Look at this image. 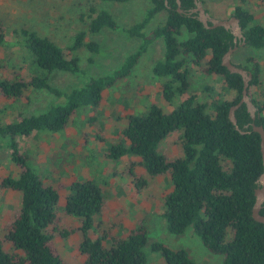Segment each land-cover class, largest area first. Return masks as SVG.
Wrapping results in <instances>:
<instances>
[{
  "label": "trees",
  "instance_id": "obj_1",
  "mask_svg": "<svg viewBox=\"0 0 264 264\" xmlns=\"http://www.w3.org/2000/svg\"><path fill=\"white\" fill-rule=\"evenodd\" d=\"M100 1L122 5L133 0ZM146 1L141 19L125 28L106 9L89 6L82 16L85 30L76 32L65 48L24 25L13 28L8 41L0 20V47L21 50L22 68L27 66L26 74L16 72L11 78H0V98L13 105L31 89L45 90L56 100L37 115L23 116L16 110L14 121L0 125V137L9 138L10 161L17 167L14 178L0 180V189L19 197L18 211L0 237V264H66L52 242L55 233L61 238L69 235L59 229L58 193L28 166L15 139H26L35 133L58 134L80 109L89 108L95 113L103 92L128 77L146 47L155 40L160 41L162 53L154 61L151 74L160 82L162 99L170 102L177 97L179 102L168 112L151 104L143 114L127 115L119 132L122 143L109 148L106 156L138 158V166L147 178L168 175L171 189L161 199V218L168 234L177 236L191 230L206 252L220 257V264H264V224L251 218L254 190L259 188L256 181L262 172L259 136L250 129L252 120L244 104L233 112L238 130L229 122L227 113L241 98L242 81L220 65L223 54L238 47L240 41L233 42L231 33L222 27L206 28L187 15L194 6L192 0H178L182 13L177 11L175 0ZM250 5V0H239L231 16L241 27L243 47L264 51V26L255 22ZM259 6L264 13V0L256 4ZM160 12H165L163 22L145 33L146 26ZM104 30L125 33L138 39L139 44L109 71L85 77L75 53L82 48L90 54L99 53L97 43L84 39L87 33ZM181 30L188 37L178 41ZM191 66L203 78L217 77L231 99L219 98L208 86H203L205 98L199 99L191 86ZM235 66L251 74L246 89L250 98L248 88L259 84L258 62L246 57L243 65ZM53 72L82 75L83 79L78 86L59 91L48 83ZM250 100L256 108L253 123L264 130V117L259 114L263 108ZM93 118L94 115L89 118L92 123ZM174 132L179 134L181 155L168 159L157 148ZM143 184L141 180L137 186ZM67 192L62 212L78 223L81 264H146L147 230L143 224L129 230L125 237H108L102 232L90 238L88 232L94 230V218L104 204L101 191L93 181L84 180L69 184ZM259 214L264 216V202ZM149 250L159 254L162 264H194L183 249L153 243Z\"/></svg>",
  "mask_w": 264,
  "mask_h": 264
},
{
  "label": "rangeland",
  "instance_id": "obj_2",
  "mask_svg": "<svg viewBox=\"0 0 264 264\" xmlns=\"http://www.w3.org/2000/svg\"><path fill=\"white\" fill-rule=\"evenodd\" d=\"M200 1L210 17L220 20L230 17L233 7L239 4V0ZM261 1L250 0V9L255 22L264 26L262 8L256 7ZM147 4L146 0H133L130 4L122 5L100 0H0V20L8 41H11L10 31L24 25L65 48L76 32L85 30L82 16L89 6L106 9L118 25L125 28L141 19ZM164 17L165 12H160L144 32L148 33L162 23ZM187 37L188 34L181 30L177 40L182 41ZM84 41L95 42L99 47L97 54H90L83 48L75 53L85 77L109 71L139 44L138 39L130 38L125 33L108 30L98 34L87 33ZM21 53L16 47H0V66H5L4 69L0 67V78H11L16 72L27 73V66L22 68L24 63L19 59ZM161 53L160 41L151 42L130 75L103 92L95 113L89 108L80 109L58 134L35 133L26 139H15L18 152L27 158L28 166L36 171L45 185L58 193L56 212L60 220L59 229L68 231L69 235L61 238L55 233L52 242L66 264H81L83 261L78 251L81 241V234L76 230L78 223L75 218L63 214L62 208L68 185L84 180L93 181L104 200L101 212L94 218V230L88 232L90 238L102 232L107 233L108 237H125L129 230L143 224L147 230L146 264H162L159 254L149 250L153 243H161L171 249H183L194 264H220V257L206 252L191 230L187 229L177 236L166 232L161 218V199L171 189L168 175L147 178L138 166V158L124 155L108 159L106 156L109 148L122 143L119 132L125 125L127 115L143 114L151 104L165 112L177 106V97L170 102L162 99L160 82L151 74V67ZM246 57H254L258 62L259 84L250 86L248 93L250 99L263 108L259 114L264 117V51H254L239 45L229 55L231 63L235 65H243ZM189 74L191 86L199 99L206 95L203 86L211 88L219 98L231 99V94L223 90L217 77L203 78L192 66L189 67ZM83 76L53 72L48 76V83L59 91H66L78 86ZM55 101L45 90L31 89H27L13 105H10L9 100L0 98V125L14 121L16 110L23 116L37 115ZM92 115L93 123L89 121ZM178 137V133L169 134L161 141L157 151L168 159L179 157ZM8 141L6 136L0 137V180L14 178L17 172V167L10 161ZM141 180L144 184L137 186ZM18 208V194L0 189V237Z\"/></svg>",
  "mask_w": 264,
  "mask_h": 264
},
{
  "label": "water",
  "instance_id": "obj_3",
  "mask_svg": "<svg viewBox=\"0 0 264 264\" xmlns=\"http://www.w3.org/2000/svg\"><path fill=\"white\" fill-rule=\"evenodd\" d=\"M177 4V8L179 7V1L175 0ZM194 8L190 10L191 13H196V19L203 24L206 28H215V27H222L225 30H228L231 35L233 36V41L235 42L236 39L240 40V45L244 44V39L242 35L241 27L239 26L238 20L230 16L227 19H215L210 17L207 12L204 11L202 8V4L200 0H193ZM179 13H182V10L179 8L177 9ZM207 23L209 26H207ZM235 49V47L228 49L220 60V65L226 68V70L230 74H236L239 75L242 81V89H241V98L237 102V104L231 106L227 113V118L229 122L233 125L235 130H238L236 126V121L233 116V112L241 105L244 104L247 113L249 114L252 122L250 123V129L252 132L258 134L259 136V146H260V154H261V161H262V172L259 175L256 183L259 185V188H256L254 190V203L251 208V218L258 223L264 224V216L259 214V210L261 208V204L264 202V130L261 125H255L253 123V120L255 119V111L256 108L252 104L250 98L248 97L246 93V89L248 87V83L251 80V74L240 68L235 66L230 62L229 55L230 53ZM241 134H243L242 131H239Z\"/></svg>",
  "mask_w": 264,
  "mask_h": 264
},
{
  "label": "flooded vegetation",
  "instance_id": "obj_4",
  "mask_svg": "<svg viewBox=\"0 0 264 264\" xmlns=\"http://www.w3.org/2000/svg\"><path fill=\"white\" fill-rule=\"evenodd\" d=\"M193 1V0H192ZM193 5H194V3H193ZM193 8H194V6H193ZM193 8H191V9H189L188 11H187V15H192L193 17H195L196 18V13H191L190 12V10H192ZM205 11V10H204ZM206 12V11H205ZM208 14V13H207ZM236 40H238V41H240L239 39H236ZM234 42V41H233Z\"/></svg>",
  "mask_w": 264,
  "mask_h": 264
}]
</instances>
